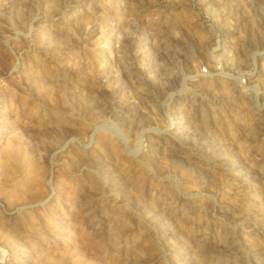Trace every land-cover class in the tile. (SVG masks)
Listing matches in <instances>:
<instances>
[{
    "label": "rangeland",
    "instance_id": "374dc122",
    "mask_svg": "<svg viewBox=\"0 0 264 264\" xmlns=\"http://www.w3.org/2000/svg\"><path fill=\"white\" fill-rule=\"evenodd\" d=\"M0 264H264V0H0Z\"/></svg>",
    "mask_w": 264,
    "mask_h": 264
}]
</instances>
